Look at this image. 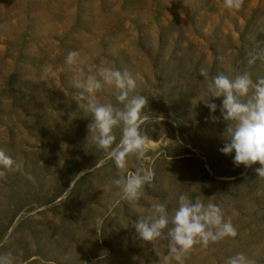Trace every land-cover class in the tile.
I'll return each instance as SVG.
<instances>
[{
  "label": "rangeland",
  "instance_id": "obj_1",
  "mask_svg": "<svg viewBox=\"0 0 264 264\" xmlns=\"http://www.w3.org/2000/svg\"><path fill=\"white\" fill-rule=\"evenodd\" d=\"M69 51L114 61L148 98V151L129 169L155 176L138 204L105 187L126 173L87 142ZM250 53H264V0L239 10L223 0H0V149L20 165L0 179V253L17 264H158L167 242L141 241L132 220L157 202L171 214L178 195L195 189L238 234L194 246L183 264H226L240 252L264 264L260 165L236 166L234 153L219 151L221 99L209 101L218 105L213 122L200 75L264 77V60L250 65ZM99 95L114 102L108 88Z\"/></svg>",
  "mask_w": 264,
  "mask_h": 264
},
{
  "label": "clouds",
  "instance_id": "obj_2",
  "mask_svg": "<svg viewBox=\"0 0 264 264\" xmlns=\"http://www.w3.org/2000/svg\"><path fill=\"white\" fill-rule=\"evenodd\" d=\"M244 0H223L226 9L239 10ZM264 60V53L252 54L248 63ZM68 70L75 73L71 99L89 119L87 142L103 150L105 158L112 160L122 173L105 187H115L117 195L130 204H138L145 196V188L153 181L155 173L144 166L129 169V158L143 161L147 154L149 137L142 134L141 127L147 117L143 114L148 98L136 92V81L126 70L121 71L114 61L97 63L91 57H81L77 51H69L65 57ZM51 69H46L50 72ZM200 75L207 84V97L202 100L210 110L209 119L217 122L214 113L218 105L210 100L221 99L219 111L225 127L221 133L224 143L219 151L232 155L236 166L256 168L259 178L264 179V77L255 81L248 72L211 74L201 70ZM108 88L112 99L101 96ZM119 130L117 140L116 130ZM20 167L11 156L0 149V179ZM200 192V189L198 190ZM193 190L191 194L181 192L177 207L169 213L164 203H153L150 214L132 220L135 235L149 243L167 242V254L159 258L158 264H183L184 258L196 245L207 247L225 237L237 236L231 218L225 219L221 207L214 202L205 203ZM121 225V222L117 220ZM103 223V221H101ZM0 264H17L11 252L0 253ZM226 264H256L254 259L240 252L228 258Z\"/></svg>",
  "mask_w": 264,
  "mask_h": 264
}]
</instances>
